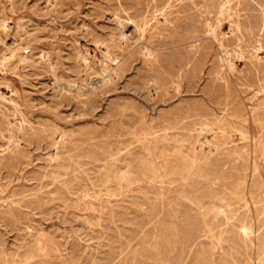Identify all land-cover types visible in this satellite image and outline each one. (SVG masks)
I'll list each match as a JSON object with an SVG mask.
<instances>
[{
	"label": "rangeland",
	"instance_id": "374dc122",
	"mask_svg": "<svg viewBox=\"0 0 264 264\" xmlns=\"http://www.w3.org/2000/svg\"><path fill=\"white\" fill-rule=\"evenodd\" d=\"M155 1L0 0V264L264 259V0H212L241 73Z\"/></svg>",
	"mask_w": 264,
	"mask_h": 264
},
{
	"label": "bare ground",
	"instance_id": "6f19581e",
	"mask_svg": "<svg viewBox=\"0 0 264 264\" xmlns=\"http://www.w3.org/2000/svg\"><path fill=\"white\" fill-rule=\"evenodd\" d=\"M180 1H182V0H180ZM227 1V0H226ZM152 2H153V5H152V9H153V12L152 13H150L148 16L150 17V18H147L148 16L146 15V16H144L143 17V19L142 20H144V23L145 24H147V23H149L150 22V20L151 19H153L154 21H156V17H157V15L158 14H161V15H163V13H164V11H165V9L163 8V7H159L160 6V4L159 3H157L155 0H152ZM169 2V1H168ZM183 2L187 5V6H192V5H196V4H201V6H200V8H198V10L200 11V18H201V20L204 22V24H205V26H204V36L201 38V40L204 42V44L207 46V45H212V46H215L216 47V50L219 52V58H220V60H221V62H222V65H225L226 67H227V69L229 70V71H233V73H234V71H236V72H238V73H241V71H242V69L240 68V69H238L237 68V65H236V62H237V58L236 57H231L230 55H229V51H231V50H228V48H227V43L229 42V41H231V40H233L234 39V37H235V34H234V31H233V26L234 25H236V26H238L237 25V22L235 21V20H233V17H232V13H230V11L228 12L225 8H223V7H216L215 6V4H213V2H212V0H199L198 2H196L195 0H183ZM224 3H225V1H223ZM217 3H219V2H217ZM229 3H230V1H229ZM233 3V2H232ZM221 4H222V2H221ZM226 4V3H225ZM224 4V5H225ZM231 4V3H230ZM166 5V4H165ZM171 5V4H170ZM233 5V4H232ZM167 6V5H166ZM184 7V6H183ZM193 7V6H192ZM199 7V6H198ZM227 7V6H226ZM196 8V7H195ZM228 8V7H227ZM235 8H236V6H235ZM142 9V8H141ZM189 9V8H188ZM191 9V8H190ZM229 9H232V8H229ZM233 9H234V7H233ZM137 10V9H136ZM184 10V9H183ZM197 11V10H196ZM233 11V10H232ZM231 11V12H232ZM235 11V10H234ZM143 12V11H142ZM198 12V11H197ZM238 12V11H237ZM131 14V13H130ZM139 14V13H138ZM142 14V13H141ZM235 16V15H234ZM237 16V15H236ZM133 17V16H132ZM238 19V18H237ZM243 20V19H242ZM245 20V19H244ZM249 20V19H248ZM127 21H128V23H132V22H134V23H136V21H135V19H133V18H131V16H128L127 17ZM244 22V21H243ZM143 23V22H142ZM250 23V22H249ZM202 24V23H201ZM200 24V25H201ZM203 24V25H204ZM253 25V24H252ZM193 26V25H192ZM245 26V25H244ZM138 27V26H137ZM194 27V26H193ZM192 27V28H193ZM248 27H251V25L249 24V26ZM192 28H191V30H192ZM195 28H196V26H195ZM240 28V27H239ZM244 28V27H243ZM237 29V28H236ZM248 29V28H247ZM139 30V29H138ZM195 30V29H194ZM261 30H262V32H263V34H262V37L264 36V14H263V21H262V28H261ZM241 31V30H240ZM244 31V30H243ZM261 32V33H262ZM194 33V32H193ZM247 34V33H246ZM249 34H251L250 32H249ZM195 35V34H194ZM243 35V34H242ZM190 36V35H189ZM247 36V35H246ZM200 37V36H199ZM251 37V36H250ZM198 38V37H197ZM237 38V37H236ZM239 38V37H238ZM237 38V39H238ZM242 38V37H241ZM196 41V40H195ZM236 41V40H235ZM192 43V42H191ZM190 43V44H191ZM230 43H232V42H230ZM200 44H201V42H200ZM195 45V44H194ZM193 45V46H194ZM197 45V44H196ZM261 45V44H260ZM259 45V46H260ZM192 46V45H191ZM192 46V47H193ZM200 46V45H199ZM191 49V48H190ZM203 49V48H202ZM260 49V48H259ZM258 49V50H259ZM194 50V49H193ZM199 51V50H198ZM193 52H195V51H193ZM197 52V51H196ZM255 55H258V54H255ZM254 55V56H255ZM260 55H262V54H260ZM196 56H198V55H196ZM262 56H264V55H262ZM258 57V56H257ZM190 58V57H189ZM9 59V58H8ZM253 59V58H252ZM258 59V58H257ZM188 60V59H187ZM191 60H192V58L191 59H189L188 61H187V65L188 66H186L187 68L186 69H189V68H191ZM232 73V72H231ZM257 74H258V72H256V74L254 73V74H251V73H248V79H249V81L247 82V83H245L247 86H248V88L249 87H253L254 86V84H255V82L257 83V88H258V90H257V92H259V91H263L262 89H261V87H263V85H261L260 84V82H259V78H257ZM255 75V76H254ZM261 75V74H260ZM232 76V75H231ZM218 79V78H217ZM264 79V78H263ZM240 82V81H239ZM225 84H226V82H224ZM245 85V86H246ZM236 86V85H235ZM240 87V86H239ZM238 87V88H239ZM247 89V88H246ZM255 89V88H254ZM252 90H253V88H252ZM256 90V89H255ZM243 91H245V89L243 90ZM247 92V91H246ZM249 92V91H248ZM264 92V91H263ZM260 94H262V92H260ZM254 95H255V93H254ZM263 95V94H262ZM248 96V95H247ZM253 97V96H252ZM253 99V98H252ZM259 99V98H258ZM257 99V100H258ZM262 100L264 101V99L263 98H261V99H259V101H260V103H262ZM226 105V104H225ZM14 125V124H13ZM220 126V125H219ZM201 131V130H200ZM202 133V132H201ZM55 137V136H54ZM237 141V140H236ZM230 144V143H229ZM238 144V143H237ZM227 145H228V143H227ZM235 145V144H234ZM205 147V146H204ZM207 147V146H206ZM215 147V146H214ZM222 147V146H221ZM235 147V146H234ZM236 148V147H235ZM229 149H231V150H233V146L231 147V148H229ZM237 149V148H236ZM217 150V149H216ZM226 150H228L227 148H223L221 151H226ZM240 151V150H239ZM241 152V151H240ZM235 154V153H234ZM244 155V154H243ZM238 157V156H237ZM198 161V160H197ZM197 161H193V165H198V162ZM205 168V167H204ZM206 169V168H205ZM214 169V168H213ZM206 171H208V170H206ZM214 171V170H213ZM191 172V171H190ZM215 172H217V171H215ZM212 173V172H211ZM216 174V173H215ZM208 175V174H207ZM211 175V174H210ZM215 177V176H214ZM219 177V176H218ZM207 179V178H206ZM209 179V178H208ZM217 180V179H216ZM205 182H207V181H205ZM212 182V181H211ZM214 182V181H213ZM216 182V181H215ZM185 183V182H184ZM241 184H242V182H241ZM237 189V188H236ZM236 189L234 190V192L236 191ZM240 189H241V187H240ZM238 190V189H237ZM239 191V190H238ZM240 192V191H239ZM238 193V192H237ZM235 194V193H234ZM236 195V194H235ZM215 198V197H214ZM232 198V197H231ZM234 198V197H233ZM10 199V198H9ZM235 200V199H234ZM252 200V199H251ZM206 202V201H205ZM211 203H212V201H210ZM236 202H238V201H236ZM240 202V201H239ZM208 203V202H207ZM209 204V203H208ZM215 204V203H214ZM212 205V204H211ZM212 207V206H211ZM210 207V208H211ZM218 207V206H217ZM255 207V206H254ZM206 209H207V207H205ZM216 211V210H215ZM210 212H213V210L212 211H210ZM219 212V211H218ZM204 212H202V214H203ZM207 213V212H206ZM242 214H244V213H242ZM205 215V214H204ZM245 215V214H244ZM260 215H262V214H260ZM216 216V215H215ZM247 216V215H246ZM241 219V218H240ZM247 219H248V217H247ZM229 220V219H228ZM249 222V221H248ZM239 224H240V222H239ZM207 226V225H206ZM251 229V228H250ZM207 230V229H206ZM250 232V231H249ZM241 233V232H240ZM174 234V233H173ZM208 234V233H207ZM210 234V233H209ZM225 234V233H224ZM223 234V235H224ZM236 234V233H235ZM239 234V233H238ZM222 235V234H221ZM251 235V234H250ZM172 236V235H171ZM216 236V235H215ZM258 236V235H257ZM174 237V236H173ZM172 237V238H173ZM182 237V236H181ZM184 237V236H183ZM226 237V236H225ZM232 237V236H231ZM244 237V236H243ZM243 237H241V238H243ZM252 237V236H251ZM185 238V237H184ZM192 238V237H191ZM230 238V237H229ZM228 238V239H229ZM236 238V237H235ZM203 239H204V237H203ZM212 239H213V237H212ZM227 239V238H226ZM185 240H186V238H185ZM215 240V239H214ZM246 240V239H245ZM253 240V239H252ZM170 241V240H169ZM234 241H235V239H234ZM177 242V241H176ZM212 242V241H211ZM240 242V241H239ZM191 243V242H190ZM189 243V244H190ZM210 244H212V243H209L208 245H210ZM250 244V243H249ZM248 244V245H249ZM205 245V244H204ZM218 245V244H217ZM232 245V244H231ZM241 245V244H240ZM253 245V244H252ZM177 246V245H176ZM186 246V245H185ZM227 246V245H226ZM215 247V246H214ZM252 247H254V246H252ZM252 247H251V249H252ZM257 247V246H256ZM186 248V247H185ZM237 248V247H236ZM239 248V247H238ZM244 248V247H243ZM161 249V248H160ZM163 249V248H162ZM184 249V248H183ZM230 250V249H229ZM244 250V249H243ZM231 251V250H230ZM248 251V250H247ZM251 251V250H250ZM259 251V250H258ZM152 252V251H151ZM178 252H180V250H178ZM249 252V251H248ZM186 253V252H185ZM211 254H209V255H211V257L212 258H214L215 257V253L214 252H210ZM230 253V252H229ZM232 253H233V251H232ZM179 254H181V253H179ZM176 255V254H175ZM183 255V254H182ZM225 255V254H224ZM232 255V254H231ZM246 255V254H245ZM171 256V255H170ZM180 256V255H179ZM186 256V255H185ZM188 256V255H187ZM154 257V256H153ZM161 257H162V255H161ZM175 257V256H174ZM209 257V256H208ZM256 257V256H255ZM183 258V257H182ZM222 258V257H221ZM229 258V257H228ZM257 258V257H256ZM162 259V258H161ZM210 258H208V260H209ZM236 259V258H235ZM238 259V258H237ZM176 260H178V258L176 259ZM191 260V259H190ZM232 260V259H231ZM250 260V259H249ZM258 260V259H257ZM205 261V260H204ZM238 261V260H237ZM174 262V261H173ZM201 262H203V261H201ZM212 262V261H211ZM233 262V261H232ZM158 263H160V262H158ZM189 263H190V261H189ZM189 263H187V264H189ZM244 263H245V261H244ZM248 263V262H247ZM246 263V264H247ZM179 264H180V262H179ZM200 264V263H199ZM230 264V263H229ZM241 264V263H240ZM255 264H264V259H263V257H260L259 258V260L257 261V263H255Z\"/></svg>",
	"mask_w": 264,
	"mask_h": 264
}]
</instances>
